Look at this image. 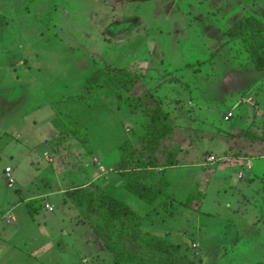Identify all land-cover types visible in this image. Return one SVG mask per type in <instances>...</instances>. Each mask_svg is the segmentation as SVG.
Listing matches in <instances>:
<instances>
[{
  "label": "rangeland",
  "instance_id": "1",
  "mask_svg": "<svg viewBox=\"0 0 264 264\" xmlns=\"http://www.w3.org/2000/svg\"><path fill=\"white\" fill-rule=\"evenodd\" d=\"M246 14L264 25V0H0V195L7 200L20 193L24 198L45 195L32 201L35 221L23 202L13 209L20 224L7 223L5 212L0 213V264H115L93 231L102 225L98 214L82 211L67 197L78 188L103 189L128 206L126 226L137 225V236L170 244L168 253L153 256L138 239L125 241L148 261L164 256L165 264H264V256L258 261L252 253L253 233H244L239 221L241 216L251 223L264 212V174L256 176L260 190L245 191V168L236 164L240 158L264 156V75L253 70L241 40L227 37ZM231 65L245 68L247 80L231 75ZM119 70L136 72L135 93L117 86L95 88ZM166 80L206 90L216 103L206 116L214 126L196 136L184 124L178 129L182 133L159 141L149 158L152 168L117 170L119 158L128 153L148 159L142 113L162 102L154 98L158 91L142 96ZM91 88L96 93L92 103L87 98L81 104L91 110L90 124L68 120L63 107L56 115L58 98L87 97ZM119 90L127 96L122 102L115 96ZM232 93L237 95L228 107ZM246 105L249 114L243 111ZM227 112L232 116L225 120ZM72 128L90 143L78 142ZM191 159L193 169L185 166ZM232 162V180L241 188L230 190L220 177L201 187L206 170L224 165L228 174ZM7 167L12 188L5 181ZM84 174L90 175L86 183L80 180ZM129 179H141L168 196L151 209L125 188ZM226 200L230 207L225 209L221 202ZM197 205L209 215L199 214ZM68 233L81 241L86 237L87 244L97 242L102 250L67 248Z\"/></svg>",
  "mask_w": 264,
  "mask_h": 264
},
{
  "label": "trees",
  "instance_id": "2",
  "mask_svg": "<svg viewBox=\"0 0 264 264\" xmlns=\"http://www.w3.org/2000/svg\"><path fill=\"white\" fill-rule=\"evenodd\" d=\"M130 31L131 30H125L124 33L128 34ZM227 37L230 40H241L245 52L254 62V70L258 74L264 75V25L254 17L246 14L234 28L227 31ZM191 65L192 64L188 63L185 67H190ZM125 71L126 70H119L113 77L108 78L104 83H98L95 88H97V90L106 87L111 89L117 86L120 90L131 92L133 85L139 78L137 75ZM109 73L111 74V72ZM97 75L94 76L97 77ZM120 90L116 92L115 96L119 102H122L127 96H124ZM95 94V90L91 88L87 97H83L80 93L69 94L65 97L62 96L57 99V105L53 110L56 112V115H58L60 107H63V114L68 120L74 118V121H83L86 124H90L94 119L93 115H91V110L83 108L81 104L85 102L87 98L90 99L92 103ZM151 95L152 94L148 91L142 98L146 96L151 98ZM154 98L161 100V97ZM136 101L137 99L133 98L131 103L134 105ZM161 102V105L155 104V109L146 108L142 113V115L145 116V120L142 124L144 133L141 141H147L146 148L148 150L146 156H148V159L145 158L142 153H128L127 156L123 158L120 157L121 159L119 158L115 166L117 170L123 171L128 169L130 171L131 169L132 171H138L152 168L149 158L157 149L159 141L173 134V124L170 116L172 110L168 104L162 100ZM64 129L68 130L66 127ZM71 132L74 138L81 144L90 143L91 139L87 141V139L82 136V133H80V130L72 128ZM180 149L181 148L176 147L175 151H179ZM179 160L184 162V160L180 158ZM227 163L230 164V160H227ZM170 165H174L173 162ZM10 171V168L9 171L4 170L5 177H12ZM144 183L145 182L141 181V179H129L125 181L123 185L140 202H143L144 205L151 209L157 208L168 195L163 194L157 189L150 188ZM69 196L71 197L69 198ZM67 197L75 207L82 211L88 209L98 214L102 225L94 226L93 231L100 239L104 240V246L113 254L115 264H165L167 262V258L164 256H160L157 259L152 258L151 261H148L146 258L142 257V255H138L133 250L131 251L127 248L125 241L133 242L135 239H138L142 245L145 246V249L147 251L151 250L152 255L155 256L156 254L168 253L170 244L155 236H137L138 234L135 230L137 225L129 229L126 226L125 219L129 215L128 206L120 202L119 199L113 198L109 193L100 188L99 190L96 189L95 193L89 191V188L70 189ZM196 207L198 208V205ZM128 230L130 233H128ZM177 248L178 247H176V249Z\"/></svg>",
  "mask_w": 264,
  "mask_h": 264
},
{
  "label": "crops",
  "instance_id": "3",
  "mask_svg": "<svg viewBox=\"0 0 264 264\" xmlns=\"http://www.w3.org/2000/svg\"><path fill=\"white\" fill-rule=\"evenodd\" d=\"M234 67H236V66L235 65L230 66V69L228 70L229 73L231 75L237 74V76H239L240 82L247 80L248 75H249L248 71H246L245 68H241V66H239V68L236 67L237 69L236 68L234 69ZM134 74H136V72H134ZM259 75H261V74H259ZM262 78H263V76L261 77V79ZM177 79H180V78H177ZM222 79L223 80L225 79L224 76ZM181 83L182 82H180L179 80H176L175 82L166 80V81H164V83L159 88L151 89L149 92L154 95V93L156 91H158L156 94H158L159 97H161V100L163 102L169 103L170 100L171 101L175 100L177 102V103H174L175 102L174 101L173 102L174 106H173V104H171L172 106H170V108L172 110L170 112V116H171V121L173 124V133H175V132L177 134H178V132L182 133L178 129L180 127H183V125L185 124L186 126L190 127V129H191V130H189L190 134L194 133L196 136H200V134H201L200 131L206 133V131L203 130V129H206L205 127H210L209 125L214 126L213 124L208 123V121H207L208 119L206 116H207V113L210 112V110H214V108H215L214 104H216V103L213 104L214 100L211 97H209V93L206 90L198 89V86L193 85L192 82L191 83L189 82V84L187 86L181 85ZM222 83L224 84V82H222ZM145 87H147V86H145ZM132 92L135 93V91L133 89H132ZM233 92H236V91L233 90ZM234 95H237V94L232 93L231 95H229V97H227L228 99H226V102L228 104V107L229 106L231 107L232 105H234V102L232 100V99H234L232 97ZM240 96H241V94H240ZM247 99H249L248 96H247ZM199 101H201V102H199ZM258 106L261 108V105L258 104ZM182 110H184V111L182 112ZM260 110L262 111V109H260ZM243 111L246 114H249L251 109H250V107H248L246 105V106H244ZM186 135H188V134H186ZM180 148H182V147H180ZM251 158H249V157L240 158V161L236 162L237 165L241 166L242 168H245V169H242V172H241L242 174H244L246 176V179H245V182H244V185L242 186V188L238 187L239 186L238 182L232 180L231 175L233 173H232L230 167L234 165L233 162H232V165L226 166L228 169L230 168L228 170V174L226 173L227 172L226 170H223L224 165H223V167H219L216 169L212 168L209 171L206 170V173H205L206 179H204V181H202L201 187L204 186V189H205V187L208 185V183H209L208 186H210V183L216 179L214 177H220V179L225 182V186L230 187V190H231V188H241V189L244 188L245 191L247 190V191H251V192L253 190H255V191L260 190L259 188H260L262 182H259L260 180L256 176H260V175L264 174V161H263L264 156H260L258 158V156L252 155ZM256 158H258V159H256ZM253 159L254 160L256 159V160L253 161ZM261 159H263V160H261ZM192 160H194V159L188 160L187 164H190V165H185V166H188L189 168H192V166L195 167L196 164H191ZM259 165H261V167H259ZM215 170H217V171H215ZM211 171H212V173H210ZM239 172L240 171L238 170L237 178H238ZM213 174H214V176H213ZM89 178H90V175L84 174L80 178V180L82 183H86L89 180ZM155 178H156V176H155ZM209 178H211V180H209ZM185 179H187V178H185ZM240 179H242V178H240ZM5 181L7 182V186L9 188L13 187V180H12L11 184H8L7 177H5ZM188 181L185 180V183H188ZM193 183H194V180H192V184ZM215 184L216 183L212 184L213 188H217V185L215 186ZM222 186L223 185L221 184L220 187H222ZM204 189H202L201 192H205ZM16 190L17 189H15V191ZM44 197H45L44 194H38V195L32 194L30 197L24 198L21 196V193H20L18 198H14L11 196V199L9 198L7 200V196L0 195V213L5 212V217L7 218V223L20 224L21 221L19 220V218H17L16 214L13 213V209L17 204H20L21 202H23V203H27L26 204L27 211L25 210V213L28 215V217L32 221H35V217H36L35 214H37L38 212H37V209L33 206L32 201H33V199L34 200L37 198L42 199ZM230 201H233L232 196L230 197ZM221 203L224 205L225 209L227 207H230V205L228 204V200L221 202ZM45 204H48V203H45ZM216 205L220 206V202H218V203L216 202L215 206ZM256 206L258 208L257 204H256ZM2 209H5V210H2ZM52 211H53V209L51 211H48V212H52ZM199 212L208 214V212H203L200 209H199L198 213ZM8 214H9V216H8ZM262 214H263V217L261 219L251 220L252 221L251 223H248L249 221L248 222H246L245 220L243 221V219H241L242 217L239 216V221L242 224V227H244V229H245L244 233H249V234L253 233V237H254L253 240L254 241L250 244L252 247V253L255 254L257 256V258H258V256H264V222H263L264 212L263 211L261 212V215ZM195 219L198 220L197 217ZM252 223H256L258 225V227L254 228ZM71 230H72V228L70 229V232H71ZM68 234H69V236H71L70 233H68ZM75 235H76V233H75ZM75 235L71 236L70 239L67 241L68 242V243H66L67 248L69 247L70 249L71 248L79 249L80 247H82L79 249V251H82V252H85L86 249H88L87 247H93L94 249H97L99 252L102 250L101 245L99 243L96 242L94 244L93 243L87 244L86 243V237H85V241L84 240L81 241V238L78 236L76 238ZM75 239H77V240H75ZM2 246H3L2 243H0V249H2ZM260 260L261 259L258 258V261H260Z\"/></svg>",
  "mask_w": 264,
  "mask_h": 264
},
{
  "label": "built area",
  "instance_id": "4",
  "mask_svg": "<svg viewBox=\"0 0 264 264\" xmlns=\"http://www.w3.org/2000/svg\"><path fill=\"white\" fill-rule=\"evenodd\" d=\"M230 116H232V114H231L230 112H228V113L226 114V116L224 117V119L227 120ZM5 170H6V171H9V168H6ZM7 181H8L9 184L12 183V179H11L9 176H7ZM45 208H47L48 210H52V208L49 207L48 205H45Z\"/></svg>",
  "mask_w": 264,
  "mask_h": 264
}]
</instances>
